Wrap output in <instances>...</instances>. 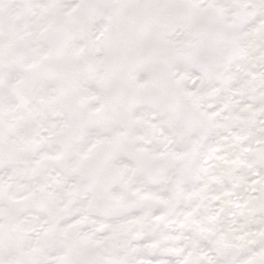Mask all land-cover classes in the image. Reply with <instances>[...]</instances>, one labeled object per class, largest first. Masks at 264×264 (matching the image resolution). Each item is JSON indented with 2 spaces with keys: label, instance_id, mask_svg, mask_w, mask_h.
I'll return each instance as SVG.
<instances>
[{
  "label": "snow or ice",
  "instance_id": "1",
  "mask_svg": "<svg viewBox=\"0 0 264 264\" xmlns=\"http://www.w3.org/2000/svg\"><path fill=\"white\" fill-rule=\"evenodd\" d=\"M0 264H264V0H0Z\"/></svg>",
  "mask_w": 264,
  "mask_h": 264
}]
</instances>
